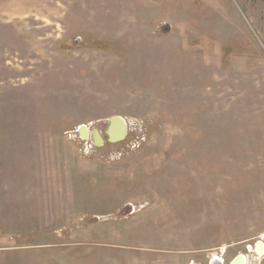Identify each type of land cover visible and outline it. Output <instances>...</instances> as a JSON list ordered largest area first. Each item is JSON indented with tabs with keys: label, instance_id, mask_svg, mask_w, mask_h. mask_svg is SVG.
<instances>
[{
	"label": "rangeland",
	"instance_id": "1",
	"mask_svg": "<svg viewBox=\"0 0 264 264\" xmlns=\"http://www.w3.org/2000/svg\"><path fill=\"white\" fill-rule=\"evenodd\" d=\"M114 115L126 138L94 146ZM264 0H0V264H264Z\"/></svg>",
	"mask_w": 264,
	"mask_h": 264
},
{
	"label": "water",
	"instance_id": "2",
	"mask_svg": "<svg viewBox=\"0 0 264 264\" xmlns=\"http://www.w3.org/2000/svg\"><path fill=\"white\" fill-rule=\"evenodd\" d=\"M128 134V125L126 120L118 115L111 116L106 123V128L102 131L94 124L87 126L82 124L77 129V135L82 140L90 142L94 146H102L105 141L108 143H117L123 141ZM257 252L262 254L264 252V243L257 242ZM211 264H224L219 256H215ZM230 264H246V257L243 254L238 255Z\"/></svg>",
	"mask_w": 264,
	"mask_h": 264
},
{
	"label": "flooded vegetation",
	"instance_id": "3",
	"mask_svg": "<svg viewBox=\"0 0 264 264\" xmlns=\"http://www.w3.org/2000/svg\"><path fill=\"white\" fill-rule=\"evenodd\" d=\"M255 250H256V253L259 255V253L257 252V244L255 245ZM263 253H264V252H263ZM263 253H262V254H263ZM262 254H261V255H262Z\"/></svg>",
	"mask_w": 264,
	"mask_h": 264
},
{
	"label": "bare ground",
	"instance_id": "4",
	"mask_svg": "<svg viewBox=\"0 0 264 264\" xmlns=\"http://www.w3.org/2000/svg\"><path fill=\"white\" fill-rule=\"evenodd\" d=\"M259 255H261V254H259ZM246 262H247V260H246Z\"/></svg>",
	"mask_w": 264,
	"mask_h": 264
}]
</instances>
